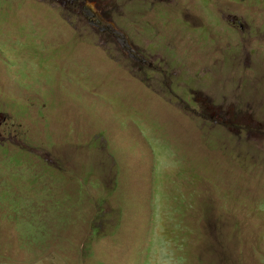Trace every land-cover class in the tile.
<instances>
[{
    "label": "rangeland",
    "instance_id": "obj_1",
    "mask_svg": "<svg viewBox=\"0 0 264 264\" xmlns=\"http://www.w3.org/2000/svg\"><path fill=\"white\" fill-rule=\"evenodd\" d=\"M0 264H264V0H0Z\"/></svg>",
    "mask_w": 264,
    "mask_h": 264
},
{
    "label": "water",
    "instance_id": "obj_2",
    "mask_svg": "<svg viewBox=\"0 0 264 264\" xmlns=\"http://www.w3.org/2000/svg\"><path fill=\"white\" fill-rule=\"evenodd\" d=\"M94 26H96V24H93ZM104 29L100 28V31H103ZM118 35H120L121 37H123V34L120 32L115 31ZM118 42L120 44L121 49H124L127 51L129 57H131L132 59H135L136 61L139 60V58L133 53V50L130 48V45H128L127 41L125 40V38L123 37L122 39H118Z\"/></svg>",
    "mask_w": 264,
    "mask_h": 264
},
{
    "label": "trees",
    "instance_id": "obj_3",
    "mask_svg": "<svg viewBox=\"0 0 264 264\" xmlns=\"http://www.w3.org/2000/svg\"><path fill=\"white\" fill-rule=\"evenodd\" d=\"M10 204H11V206H14L13 200H10Z\"/></svg>",
    "mask_w": 264,
    "mask_h": 264
},
{
    "label": "clouds",
    "instance_id": "obj_4",
    "mask_svg": "<svg viewBox=\"0 0 264 264\" xmlns=\"http://www.w3.org/2000/svg\"><path fill=\"white\" fill-rule=\"evenodd\" d=\"M90 23H91V24H97V23H94V22H92V21H91ZM100 28H101V27H100ZM100 28H99V30H100Z\"/></svg>",
    "mask_w": 264,
    "mask_h": 264
},
{
    "label": "flooded vegetation",
    "instance_id": "obj_5",
    "mask_svg": "<svg viewBox=\"0 0 264 264\" xmlns=\"http://www.w3.org/2000/svg\"><path fill=\"white\" fill-rule=\"evenodd\" d=\"M57 2H58V0H56ZM91 17H92V14H91ZM90 18V17H89ZM91 22V20H89V23ZM133 53H134V51H133Z\"/></svg>",
    "mask_w": 264,
    "mask_h": 264
}]
</instances>
